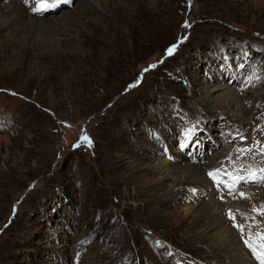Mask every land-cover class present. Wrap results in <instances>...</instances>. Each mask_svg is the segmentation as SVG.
Wrapping results in <instances>:
<instances>
[{
  "label": "rangeland",
  "instance_id": "obj_1",
  "mask_svg": "<svg viewBox=\"0 0 264 264\" xmlns=\"http://www.w3.org/2000/svg\"><path fill=\"white\" fill-rule=\"evenodd\" d=\"M55 1L39 50L0 39V264H217L187 247L189 203L150 228L157 199L125 163L130 150L201 170L213 159L228 183L225 171L264 169V0H92L89 13L80 0ZM212 182L234 194L248 224L235 223L256 240L264 181L232 193ZM116 220L127 242L113 257L106 236Z\"/></svg>",
  "mask_w": 264,
  "mask_h": 264
},
{
  "label": "bare ground",
  "instance_id": "obj_2",
  "mask_svg": "<svg viewBox=\"0 0 264 264\" xmlns=\"http://www.w3.org/2000/svg\"><path fill=\"white\" fill-rule=\"evenodd\" d=\"M34 1V5L36 7L38 0ZM50 1L56 2L55 0H47L48 3ZM80 1L84 2L83 4L85 5L87 4V7L83 5L84 8L82 7L81 10L87 11L88 13L93 10V7H91L93 5H91L92 0H90L91 2L87 0ZM12 2L13 4H9V8L0 6V31H2L0 32V39L2 40V42L5 41L4 43H2V45L4 46L6 43H8V46L10 45L9 48L16 49V51L22 50L30 52V50L38 49L39 43H36L35 36L43 35L44 24H47L49 17L53 14V11L47 9L46 11L37 12L34 10V5L32 6V8H24L20 6L17 1L12 0ZM257 3H259V5H257L258 7L262 5V3L260 2ZM93 6L95 9V5ZM261 8L264 9V6ZM3 12L5 14L8 13V15L9 13H11V17L7 16V18L9 17V21H11V27H9V25H6L8 21H6ZM74 14L73 16H75ZM37 17H42V19H38ZM79 19L81 18H78V21ZM53 23L52 26H54ZM62 24V28L67 25L65 22H62ZM18 30H21L23 33L15 35V32ZM45 32L48 33V36L46 35V37H48L46 39V43L53 44V36L49 32V30ZM100 33L101 31L98 30L92 34ZM30 34L34 35V38L32 37L33 45L31 48L26 41L27 36ZM103 39L105 40L106 38ZM99 40L100 44L104 41L102 39ZM7 58L8 60H13V56ZM222 136L223 135H221V137ZM133 155L134 153L130 150V153H128L127 155V159L130 161L126 162L125 165L129 164L134 169L138 168L140 169V171H143V173L139 177L140 179H142V181H144L143 179H145L147 183H149L157 199L156 209L161 211L158 212V215L160 216L159 218L154 217V219L148 220L147 223L148 225H150V228H154L155 230L162 228L159 225V223L161 222L160 220L165 222V220L170 217L167 212L169 210H174L172 212L173 216L171 218L175 220L180 218L181 212L177 211V206L180 204L189 203L191 207L186 210V216L187 220H190L191 225L190 227L185 228L182 232L188 249L192 251L197 250L207 255V257L211 256L212 259H214L213 261L217 264H257L255 260L252 261V258L255 257H250L251 255L248 252L249 250L247 251L245 248V242L241 244L242 235H240L239 231L236 228L233 229L229 227L234 223L233 220L228 218L229 211H231L235 215L237 223L238 221L242 220L240 216L243 214L242 212H240V210L237 209L235 202L231 201V199L234 198V194H232L233 196L225 194L224 189L222 187H219V185V188H215V184L213 183L214 181L212 182V178L211 181L204 180V174L209 175L210 172H215V170L218 169V165L220 163L218 165L214 164V166L213 159L209 160V162H211L209 166L201 170L198 165L191 163L190 160L181 156H174L172 161L167 163L165 161L158 162L155 158L148 157L146 155H143L142 157H135ZM219 158V161L222 160L221 157ZM111 168H109L108 170H111ZM114 170L117 173V168H114ZM169 181H171L170 183L174 184L171 188L167 185V182ZM213 188L218 189L219 191L213 190ZM242 221H244V225L247 226V220ZM194 230H197V234H194ZM247 237L248 236H244V240ZM106 242L108 246H110V252H112L111 255L113 257L118 256L120 250L125 249V244L127 242L126 235L123 230L118 228L117 220L108 232L106 236Z\"/></svg>",
  "mask_w": 264,
  "mask_h": 264
},
{
  "label": "snow or ice",
  "instance_id": "obj_3",
  "mask_svg": "<svg viewBox=\"0 0 264 264\" xmlns=\"http://www.w3.org/2000/svg\"><path fill=\"white\" fill-rule=\"evenodd\" d=\"M56 6H58L56 2L48 3L47 0H38V5L35 7L34 10L37 12H42V11H46L50 7H56ZM174 48L175 46L173 48L168 49V55H171L173 53ZM82 140L89 144L91 143V141L86 135L82 137ZM257 172H259V175H257ZM223 174L228 175L232 180V183H228L227 181L217 179V177L221 175L220 170H217L216 172H210L209 176L212 177L218 184L221 183L224 184V186L228 189L229 193L234 192L236 190V186L240 184L241 181H244L245 183L247 182L255 183L257 181H264V169H259L254 171L251 168H249L247 177L233 176L226 171ZM240 196L242 198H247L244 193H240ZM252 211L256 212L258 215L264 216V205L260 206V208L253 207ZM228 218L234 221L233 227H236L238 231L241 232L243 238L245 232V226L243 224L235 223L236 217L231 211L228 212ZM244 218L248 219V217H244ZM249 227H251V225H249ZM244 242L245 245L249 247L250 251L253 253V256L259 262V264H264V231L256 233L255 241L253 240L252 235L249 234L248 237L244 240Z\"/></svg>",
  "mask_w": 264,
  "mask_h": 264
}]
</instances>
